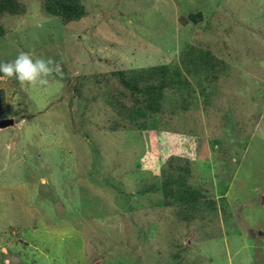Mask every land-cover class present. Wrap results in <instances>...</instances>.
<instances>
[{
  "label": "rangeland",
  "instance_id": "rangeland-1",
  "mask_svg": "<svg viewBox=\"0 0 264 264\" xmlns=\"http://www.w3.org/2000/svg\"><path fill=\"white\" fill-rule=\"evenodd\" d=\"M18 1L0 62L63 76L0 79V264H264V0Z\"/></svg>",
  "mask_w": 264,
  "mask_h": 264
},
{
  "label": "trees",
  "instance_id": "trees-1",
  "mask_svg": "<svg viewBox=\"0 0 264 264\" xmlns=\"http://www.w3.org/2000/svg\"><path fill=\"white\" fill-rule=\"evenodd\" d=\"M45 11L55 17H59L64 24H69L71 22H78L86 15V8L82 2V0H45ZM25 12V6L21 4L18 0H0V19L5 14L11 15H20ZM201 14L190 15V18L194 22H198L201 20ZM4 36V30L0 23V38ZM202 54V53H201ZM205 55V54H204ZM165 71L161 69V72ZM157 72V71H155ZM120 77V74H119ZM120 81L124 84L127 88L133 89L135 88L139 91L135 85V81H126L124 78L120 77ZM161 87L152 86L150 89L146 91V93H141L142 95L145 94L146 98H151V102L148 104L149 107H153L158 105L156 101L157 93L161 92ZM154 101V102H153ZM5 104V93L0 90V109ZM151 105V106H150ZM133 115H144L145 112L142 108L136 109Z\"/></svg>",
  "mask_w": 264,
  "mask_h": 264
},
{
  "label": "clouds",
  "instance_id": "clouds-1",
  "mask_svg": "<svg viewBox=\"0 0 264 264\" xmlns=\"http://www.w3.org/2000/svg\"><path fill=\"white\" fill-rule=\"evenodd\" d=\"M0 73H3L0 79L15 77L22 87L46 86L53 74L63 76L59 62L52 58L34 59L30 53L23 51L14 60L0 62Z\"/></svg>",
  "mask_w": 264,
  "mask_h": 264
},
{
  "label": "water",
  "instance_id": "water-1",
  "mask_svg": "<svg viewBox=\"0 0 264 264\" xmlns=\"http://www.w3.org/2000/svg\"><path fill=\"white\" fill-rule=\"evenodd\" d=\"M11 125H13V120L2 121V122H0V129H5Z\"/></svg>",
  "mask_w": 264,
  "mask_h": 264
}]
</instances>
